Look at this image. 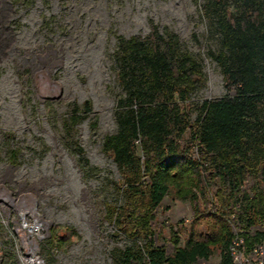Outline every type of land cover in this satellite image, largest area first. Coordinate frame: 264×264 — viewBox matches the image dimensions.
I'll list each match as a JSON object with an SVG mask.
<instances>
[{
	"label": "rangeland",
	"instance_id": "374dc122",
	"mask_svg": "<svg viewBox=\"0 0 264 264\" xmlns=\"http://www.w3.org/2000/svg\"><path fill=\"white\" fill-rule=\"evenodd\" d=\"M203 4L0 0V264H37L38 258L39 264H120L115 248L144 242L128 237L108 215V205L122 200L115 183H123L103 145L118 129L124 93L115 53L119 37L146 36L153 26L175 34L204 74L184 103L194 123L205 101L237 91L210 55L219 50V39ZM190 132L181 144L203 162ZM137 153L142 157L141 148ZM204 172L202 189L194 188L197 202L170 195L155 211L159 245L169 252L174 235L185 243L193 229L198 236L206 232L212 220L197 214L220 212L215 170ZM256 185L249 178L245 189ZM258 189L264 191V184ZM233 217L226 216L230 222ZM34 226L38 230L30 232ZM67 228L75 234L62 243ZM219 263L216 248L197 264Z\"/></svg>",
	"mask_w": 264,
	"mask_h": 264
},
{
	"label": "trees",
	"instance_id": "16d2710c",
	"mask_svg": "<svg viewBox=\"0 0 264 264\" xmlns=\"http://www.w3.org/2000/svg\"><path fill=\"white\" fill-rule=\"evenodd\" d=\"M203 14L219 39V50L210 55L237 91L205 101L194 123L184 103L204 74L198 60L181 51L178 37L155 26L146 36L119 37L115 59L124 93L118 129L103 145L122 176V185L115 183L122 200L108 205V215L128 237L144 240L115 248L120 264H195L216 248L220 264H231L234 223L248 247L264 240V191L257 190L264 184V0H204ZM189 129L203 162L181 144ZM211 170L220 212L197 214L212 220L206 232L198 236L193 229L185 243L174 235L169 252L154 230L156 209L170 195L197 202L194 188L202 189L204 171ZM249 178L256 191L245 189ZM228 214L237 220L230 222ZM74 234L67 228L59 240L69 242Z\"/></svg>",
	"mask_w": 264,
	"mask_h": 264
},
{
	"label": "built area",
	"instance_id": "2783aa9c",
	"mask_svg": "<svg viewBox=\"0 0 264 264\" xmlns=\"http://www.w3.org/2000/svg\"><path fill=\"white\" fill-rule=\"evenodd\" d=\"M235 219V215L233 217ZM186 221H189L188 219ZM264 227H262V230ZM234 238L231 244V264H264V240L248 247L241 226L233 224ZM31 260V259H30ZM39 264V258L36 260Z\"/></svg>",
	"mask_w": 264,
	"mask_h": 264
},
{
	"label": "bare ground",
	"instance_id": "6f19581e",
	"mask_svg": "<svg viewBox=\"0 0 264 264\" xmlns=\"http://www.w3.org/2000/svg\"><path fill=\"white\" fill-rule=\"evenodd\" d=\"M38 222H40V221H38ZM38 226H34L32 229H33V231H30V232H34V231H36V230H38ZM30 234L28 233V234H25V236H29Z\"/></svg>",
	"mask_w": 264,
	"mask_h": 264
},
{
	"label": "crops",
	"instance_id": "0c3cea01",
	"mask_svg": "<svg viewBox=\"0 0 264 264\" xmlns=\"http://www.w3.org/2000/svg\"><path fill=\"white\" fill-rule=\"evenodd\" d=\"M212 256V255H211ZM210 259V258H209ZM200 260H206V259H199L195 264H197ZM220 262H221V255H220ZM220 264V263H219Z\"/></svg>",
	"mask_w": 264,
	"mask_h": 264
}]
</instances>
